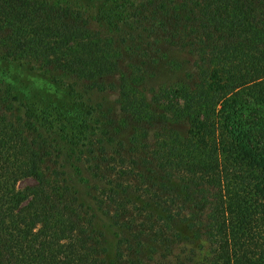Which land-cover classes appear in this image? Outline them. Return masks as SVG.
<instances>
[{
	"label": "trees",
	"instance_id": "obj_1",
	"mask_svg": "<svg viewBox=\"0 0 264 264\" xmlns=\"http://www.w3.org/2000/svg\"><path fill=\"white\" fill-rule=\"evenodd\" d=\"M76 1L0 0V264H264V0Z\"/></svg>",
	"mask_w": 264,
	"mask_h": 264
},
{
	"label": "rangeland",
	"instance_id": "obj_2",
	"mask_svg": "<svg viewBox=\"0 0 264 264\" xmlns=\"http://www.w3.org/2000/svg\"><path fill=\"white\" fill-rule=\"evenodd\" d=\"M72 2H77L76 0H72ZM13 73L16 75V71L14 70ZM32 80V79H31ZM36 81V79H34ZM37 87H40L41 81H36V83H34ZM38 89V88H37ZM62 159L63 162L65 163L68 172L70 173L71 176V181L73 182V184L76 186V188L78 189L79 193L81 194L82 197H84V199H86L87 201H90V191L88 186L80 179L81 175L76 171L77 163H76V159L75 157H72L71 153L67 152L64 149H62ZM32 183L31 180H27L24 181L20 184L21 187L26 186L28 184Z\"/></svg>",
	"mask_w": 264,
	"mask_h": 264
}]
</instances>
